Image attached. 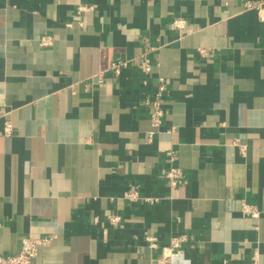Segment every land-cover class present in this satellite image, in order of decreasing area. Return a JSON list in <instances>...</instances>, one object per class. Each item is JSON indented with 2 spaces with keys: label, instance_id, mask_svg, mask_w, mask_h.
<instances>
[{
  "label": "crops",
  "instance_id": "obj_1",
  "mask_svg": "<svg viewBox=\"0 0 264 264\" xmlns=\"http://www.w3.org/2000/svg\"><path fill=\"white\" fill-rule=\"evenodd\" d=\"M260 1L0 0V257L51 236L35 264H264ZM144 53L149 75L110 73Z\"/></svg>",
  "mask_w": 264,
  "mask_h": 264
},
{
  "label": "built area",
  "instance_id": "obj_2",
  "mask_svg": "<svg viewBox=\"0 0 264 264\" xmlns=\"http://www.w3.org/2000/svg\"><path fill=\"white\" fill-rule=\"evenodd\" d=\"M243 8L246 10H255L257 12L259 20L261 22H264V0L257 3L245 2ZM91 10V7L79 6L77 8V14H82ZM173 24L176 29H183L186 22L184 20H176ZM48 44L49 40L47 38H42L39 41V45L41 46H47ZM153 65L154 64L147 58L146 53H144L143 55H140L135 58L117 60L112 64L109 71L114 77H118L119 75H121L122 71L128 68L129 66H136L142 74L149 75L152 72V69L154 67ZM97 76L98 82L102 83L103 73H99ZM166 86V80L163 77H159L157 79L155 91L151 98V101H147L150 106V123L152 127V130L147 133L148 139L152 138L153 134L158 131L162 124V120L164 117L162 102L163 96L167 90ZM12 133V124L9 121L5 122L3 126V135L10 137ZM239 151L242 155H244L246 147L244 145H241ZM169 154L171 155L172 153ZM163 176L170 189L177 188L185 183L184 174L182 170L175 166H170L168 169L164 170ZM125 198L129 201H135L137 199V194L135 191H131L130 193L126 194ZM147 200L151 201L150 199ZM242 210L246 215H249L252 218L258 217L257 211L253 209L251 210L250 207L247 205H243ZM109 220L111 223L115 224L119 221V218L111 216L109 217ZM53 239L54 237L51 236L42 238H23L21 242V251L19 252V254L15 256L0 257V264H35L34 261L37 257L38 249L40 247L48 245ZM147 240L151 248H156L155 239L149 238ZM175 245L173 244V246L171 245V247L163 249L161 255L162 258L160 260L161 264H169L174 258L177 257L178 254L173 252V248L175 247Z\"/></svg>",
  "mask_w": 264,
  "mask_h": 264
}]
</instances>
